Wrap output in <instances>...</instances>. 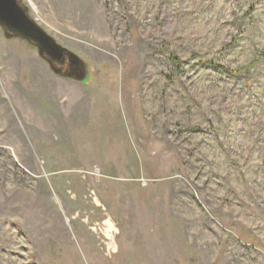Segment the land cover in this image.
I'll list each match as a JSON object with an SVG mask.
<instances>
[{
  "label": "rangeland",
  "instance_id": "1",
  "mask_svg": "<svg viewBox=\"0 0 264 264\" xmlns=\"http://www.w3.org/2000/svg\"><path fill=\"white\" fill-rule=\"evenodd\" d=\"M18 2L87 78L0 26V264H264V0Z\"/></svg>",
  "mask_w": 264,
  "mask_h": 264
},
{
  "label": "water",
  "instance_id": "2",
  "mask_svg": "<svg viewBox=\"0 0 264 264\" xmlns=\"http://www.w3.org/2000/svg\"><path fill=\"white\" fill-rule=\"evenodd\" d=\"M0 26L6 31L8 38H21L32 44L56 76L79 83L86 81L85 63L77 55L59 45L34 22L18 0H0ZM66 55L75 67L73 72H62L54 64L62 62Z\"/></svg>",
  "mask_w": 264,
  "mask_h": 264
},
{
  "label": "flooded vegetation",
  "instance_id": "3",
  "mask_svg": "<svg viewBox=\"0 0 264 264\" xmlns=\"http://www.w3.org/2000/svg\"><path fill=\"white\" fill-rule=\"evenodd\" d=\"M55 66L60 68L62 72H73L75 67L72 66L69 57L66 55L62 62H54Z\"/></svg>",
  "mask_w": 264,
  "mask_h": 264
},
{
  "label": "built area",
  "instance_id": "4",
  "mask_svg": "<svg viewBox=\"0 0 264 264\" xmlns=\"http://www.w3.org/2000/svg\"><path fill=\"white\" fill-rule=\"evenodd\" d=\"M105 234H106V232H105ZM105 236V242H106V245H108V244H110L111 243V237L109 236V237H107L106 235H104ZM110 249V248H109Z\"/></svg>",
  "mask_w": 264,
  "mask_h": 264
},
{
  "label": "trees",
  "instance_id": "5",
  "mask_svg": "<svg viewBox=\"0 0 264 264\" xmlns=\"http://www.w3.org/2000/svg\"><path fill=\"white\" fill-rule=\"evenodd\" d=\"M174 61V59H172Z\"/></svg>",
  "mask_w": 264,
  "mask_h": 264
}]
</instances>
